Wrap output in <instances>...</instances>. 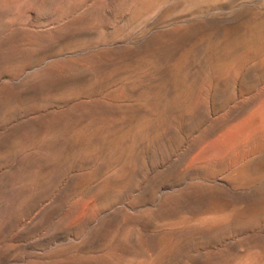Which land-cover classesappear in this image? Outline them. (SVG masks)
Returning <instances> with one entry per match:
<instances>
[{"label": "rangeland", "instance_id": "1", "mask_svg": "<svg viewBox=\"0 0 264 264\" xmlns=\"http://www.w3.org/2000/svg\"><path fill=\"white\" fill-rule=\"evenodd\" d=\"M252 26L259 31L253 33ZM2 38H16L23 48L26 42L37 41L27 46L33 51H28L26 72L45 70L46 76H51L49 79L54 82L55 86L48 94H43L44 98L40 94L27 96L22 99L24 102L21 100L29 112L40 114V110L46 109L54 114L85 101L102 104L119 98L122 105L115 109L118 115L80 116L73 118L72 125L78 128L94 120L104 129L111 123L122 128L133 126L131 138H135V143L127 151L131 171L128 180L113 188L119 190L116 201L126 205L125 212L112 218L98 217L90 225L84 224L82 238L76 239L61 255L62 260L80 256L79 259L93 257L98 264H116L120 259L123 262L117 264L137 261V264H231L239 255L238 250L245 247L254 250L261 242L264 244V0H0ZM53 75L57 77L55 81ZM123 100L128 103L124 105ZM126 113H131V118L118 125ZM40 118L41 121L47 119ZM139 120L145 129L137 126ZM27 137L29 140L23 149L49 138V129H40ZM94 148L93 158L75 157V161L70 162L76 177L70 189L64 192L67 205L92 193L93 184L104 171L91 177L87 175L109 153L97 145ZM131 163L133 168H130ZM239 164L249 167L243 187L255 195L248 202L223 193L227 189V177ZM214 201L218 202L217 207L211 209ZM247 205L252 209L247 218L232 220L210 234L193 230L194 223L203 216L223 215V211L230 213L240 207L246 209L243 206ZM182 220H186V224ZM157 229L172 231L169 230L172 245L159 250L150 244ZM3 231L1 237L11 229ZM228 240L235 244L230 247ZM44 241L29 240L26 245L22 242V252L41 251L51 245L50 240ZM137 249L141 252H136ZM11 253L0 264H21L26 259V255L17 258V252ZM212 254L219 255L218 259L207 257ZM138 256L141 259L146 256V259L139 260Z\"/></svg>", "mask_w": 264, "mask_h": 264}, {"label": "bare ground", "instance_id": "2", "mask_svg": "<svg viewBox=\"0 0 264 264\" xmlns=\"http://www.w3.org/2000/svg\"><path fill=\"white\" fill-rule=\"evenodd\" d=\"M25 31H26V29H25ZM251 31L253 33H257L259 31V29L252 26ZM46 36H49V35H46ZM20 39L22 40V38H20ZM17 41H18V39H16V38L15 39H12V38L0 39V262H2L9 253L17 252V255H18L17 258H19L20 256L24 257L26 255L25 261L21 264H98L99 262L98 263L95 262V259L93 257H87V258L79 259L80 258V256H79V258L75 257L72 260L64 261L61 259V255L63 253H65V251H67L69 248H71L72 245H74L73 242L76 239H78L80 236H82L83 231H84V229L82 227L84 224L90 225V223L98 217L112 218L115 215H118V214L125 212V206L126 205H124V203L119 204V202L116 201L118 194H119V190H115L113 188L116 187V185L120 184L121 182L124 183V181H126L127 177L129 176V172L131 171V170H129V165H128L129 161L127 160V155H130V154H127V151H130L132 148L130 146H132V144L135 143V138H131L133 126L129 124V125L125 126L124 128H122V127L112 126L113 123H111L112 124L111 126L104 129L103 127H99L100 125H97L94 120L93 121L90 120L91 122H89L88 124H85V125H81L78 128H75V124H74V126L72 125L73 118H79L80 116L86 117V118L87 117L93 118L95 116L100 117V116H104V115H107V116L115 115L116 114L115 109L118 107H121L122 104H120V101H118L119 98L114 99L113 97L112 98L114 100H111L110 102L106 101L102 104H99L98 102L95 103V102H90V101L86 102L85 101V102H82L81 103L82 105H80V106L74 107L75 105H73L72 108L70 107V108L64 109L62 111H58V109H57L58 112H54V114H49V111H47L46 109H42V108H41L42 110H40V114H36L37 112L36 113L29 112L27 107L24 108V106L22 104V101H23L22 99L27 97V96H32V95H40L41 94L43 96V94H48L50 92L54 82H52L49 79V77H51V76H49V77L46 76L47 72H45V70L42 71L41 73H38V72L27 73L26 72V70L28 68V59H29L28 58L29 57L28 47H31V45L37 44V41L35 42V41L30 40V41L26 42V44H23L25 46V48H23L22 44H18ZM18 42L20 43L21 41L19 40ZM32 51L33 50L31 49V52ZM34 53H37V52H34ZM155 54H156V52H155ZM169 56H170V54H169ZM85 60H87V59H85ZM71 61H69V62L71 63ZM78 61H80V60H77V62ZM81 61H83V60H81ZM146 61L148 62V60H146ZM69 65H71V64H69ZM88 65L90 66V64H88ZM98 65H99V63H98ZM61 66H62V64H61ZM73 66H77V65H73ZM73 66H71V67H73ZM80 66H82V65L80 64ZM85 66H86V64H85ZM141 66H142V64H141ZM40 67L41 66H39V68ZM39 68H37V69L39 70ZM67 68H68V66L66 67V69ZM74 68H77V67H74ZM90 68H91V66H90ZM93 68H94V66H93ZM43 69L44 68L42 67V70ZM57 69H59V68H57ZM81 69H80V71H82ZM86 69H87V67H86ZM86 69H84V70H86ZM60 70H62V69H60ZM95 71H96V69H95ZM132 71H133V69H132ZM69 72H70V69H69ZM77 72H79V70ZM87 72H89V71H87ZM74 73H76V72H74ZM98 73H99V71H98ZM65 74H67V73L65 72ZM68 74H70V73H68ZM71 74H72V72H71ZM91 74H92V72H91ZM51 75H52V73H51ZM58 76H60V75H58ZM53 77H55V76L53 75ZM56 78L57 77L54 78V81ZM97 78H100V77H97ZM66 79H68V78H66ZM60 82H61V80H60ZM95 82H93V83H95ZM96 85H98V84H96ZM110 86H112V85H110ZM121 86L122 85H120V87ZM91 88H92V86H91ZM73 91H74V89H73ZM167 91H168V89H167ZM174 91H176V90H174ZM119 93H120L119 95H121V92H119ZM143 93H144V90H143ZM73 94L76 95L75 93H73ZM189 94L190 93L188 92L187 95H189ZM53 95H54V93H53ZM109 95H110V93H109ZM138 95H139V93H138ZM57 96L59 97V95H57ZM61 97H62V95H61ZM109 97L111 98V96H109ZM109 97H107V98H109ZM121 97H122V95H121ZM38 98H40V97L38 96ZM43 98H44V96H43ZM58 99H57V101L55 100L56 103L58 102ZM69 101H70V99L68 100V102ZM184 101H185V99H184ZM125 102H127V101H125ZM125 102L123 100L124 105H125ZM142 103H144V102H142ZM145 104H147V103H145ZM42 105H44V104H42ZM53 105H55V104H53ZM130 105H132L131 102H130ZM139 106L142 107V104ZM60 107H61V105H60ZM136 107H138V106H136ZM140 107H139V109H140ZM37 108H35V109H37ZM57 108H59V106ZM127 108H126V110H127ZM39 109L40 108H38V110ZM144 109H145V107H144ZM60 110H61V108H60ZM117 111H119V110H117ZM121 111L123 112V110H121ZM158 112H160V111H158ZM118 114L119 113H117L116 115H118ZM126 114L127 115L124 114V116L122 118H120V120H121V122L119 120L120 123L117 121L119 123L118 125L126 122L127 120H129L131 118V113H126ZM121 115H123V114H121ZM40 117H45V118L47 117V119L46 120L42 119V121H41ZM145 117H143V118H145ZM163 117L164 116H162V118ZM96 118H98V117H96ZM96 118H95V120H97ZM104 118H105V116H104ZM110 119H112V117ZM116 119H119V118H116ZM132 119H134V118H132ZM81 120L82 119L80 118V121H78V122H81ZM110 121L111 120H109V122ZM139 121H137L138 122L137 126H139L140 128L143 129L144 124H143V122H141V121L139 122ZM86 122H88V121H86ZM98 122H99V118H98ZM156 123H159V122H156ZM99 124H101V123L99 122ZM73 127H74V129H73ZM163 127H164V125H163ZM134 128H135V126H134ZM150 128H151V126H150ZM40 129H49V138L45 139L44 141H42L40 143H36L32 146L29 145L30 147L23 149L22 147L27 145V143H25V142H28V141H26V140H29L27 136H29L30 134H33L36 131H39ZM160 135H162V133ZM148 137H150V136L148 135ZM151 141H152V139H151ZM151 141H150V143H151ZM126 143L128 145H125ZM142 144L143 143H141L140 145H142ZM95 145H97L98 148H102V150H103V148L106 149V151L109 150V153L107 154V157L105 159L101 160L100 162H98L95 169L87 175L88 176L90 175V177H91V175L93 176V174L97 175L102 170H104V171L101 174L100 178L98 180H96L95 184H93L94 186L92 187L93 188L92 193H90L89 195H86L84 197H79V199L77 201L67 205V203L64 201V196H65L64 192L66 190L70 189V186H72L73 181L76 177L75 176V169L70 162L72 159H74V161H75V157L80 158V159H82V158H84V159L93 158L95 155V148H94ZM97 156H98V154H97ZM123 157H124V159H123ZM132 158H133V156H132ZM132 163H131L130 168L132 167ZM157 165L159 166L160 164L158 163ZM186 165H188V164H186ZM88 168H87V170H88ZM248 168L249 167H247L246 165H240V164H239V166L232 168L233 172H231L230 176L227 177L228 179L225 182L227 189H224V191H223V193L225 195H227L229 198L243 200L244 202H248V199L251 196L255 195L254 193H251L249 190H246V188L243 187L244 182L247 180V177L249 175ZM252 172H253V170H252ZM257 172H256V174H257ZM226 174H224V175H226ZM145 178H146V176H145ZM149 178L150 177H148V179ZM91 179L92 178H90V180ZM126 183L124 186H126ZM136 186H138V185H136ZM77 197H78V195H77ZM262 198L263 197L261 196V200H262ZM250 201L251 200H249V202ZM217 203L214 201L211 204V209L217 207ZM241 203H243V202H241ZM226 204L228 206V203H226ZM233 204H234V202H233ZM127 205H129V204H127ZM243 207H245L246 209H241L242 207H240L239 208L240 210H239L236 207L238 209V211L233 210L230 213H226L228 211H223V212H225V213L222 212L223 215H211V216L208 215L209 217L203 216V218H201V219L199 218V220L197 219V222L194 223L193 230H196L197 233L210 234V233H214L219 227L226 225L227 223L231 222L232 220H236L238 218H247L249 215H251L252 209L249 208L248 205L243 206ZM129 209L127 207V210H129ZM223 209L226 210V208H223ZM130 211L132 212V210H130ZM205 212H203V213H205ZM211 213H212V211H211ZM133 214H134V212H133ZM144 214H146V213H144ZM180 215H181V213H180ZM149 216H151V215H149ZM182 216H183V214H182ZM187 216H188V214H187ZM135 217H137V216H135ZM143 217H145V216H143ZM150 218H148V219H150ZM179 218H178V220H179ZM139 219H140V217H139ZM148 219H147V221H148ZM183 219H184V216H183ZM116 220H117V218H116ZM153 220L154 219H152V221ZM174 220H175V217H174ZM185 221L186 220H184L183 223ZM158 222H159V220H158ZM166 222L164 221V223H166ZM179 222H180V220H179ZM181 224H182V222H181ZM184 224H186V223H184ZM102 226H103V224H102ZM138 226H139V224L137 225V228H138L137 231L139 232L140 229ZM160 226H162V225H160ZM180 227H183V226L181 225ZM169 228H171V225ZM5 229H11V231L6 236L1 237L2 234L5 233L3 231ZM99 229H101V228L99 227ZM169 230L163 231L162 229H160V230L156 231L154 234H152V238H150L151 239L150 244H153L159 250H163L166 247H169V244H171V241H172V239H171L172 237L169 236V234L172 231L170 230L171 232H169ZM140 235H141V233H140ZM136 236H135V238H137ZM145 237L147 238V236H145ZM24 238L26 239V241ZM80 238H82V237H80ZM103 239H104V237H103ZM143 239H144V236H143ZM29 240L30 241L33 240V242L34 241L41 242L44 240H50L51 243L50 242L49 243L51 245L49 244L50 245L49 247H46V248L42 249L41 251L40 250L39 251H37V250L31 251L30 250L31 251L30 252L28 250V252L25 254L24 252H22L24 250L21 249L23 247L22 242L27 243ZM141 240H142V238H141ZM145 240H147V239H145ZM126 242H127V240H126ZM250 242H251V240H250ZM26 243H25V245H26ZM146 243H147V241H146ZM234 244H235V242H233V241L229 242V240H228L227 245H229L231 247ZM262 244L263 243L261 242V246H259V247L256 246L257 248L254 250L248 249L246 247L238 250L239 255L236 257V259L231 264H264V244L263 245ZM191 245H193V244H191ZM220 245H221V243H220ZM137 246H139V245H137ZM74 248H73V250H74ZM142 248L143 247H141V249ZM228 249H229V247H228ZM125 251H127V250H125ZM137 251H138V249L136 250V252ZM138 252L139 253L141 252L140 249ZM70 253H71V251H70ZM230 253H228V254H230ZM72 254H74V253H72ZM87 256H91V255H87ZM123 256H122V259H123ZM168 256H169V254H168ZM202 256H204V255H202ZM218 256L219 255H217V254L207 255L208 258H213V259H218ZM15 257H16V254H15ZM71 257H73V255H71ZM108 257H110V256H108ZM125 257H126V255H125ZM194 257H196V255H194ZM231 257H233V256H231ZM24 258H22V259H24ZM131 258H132V256H131ZM138 258H139V256H138ZM144 258L146 259V256L143 257L142 259L139 258V260L140 259L144 260ZM230 258H229V260H230ZM234 258H235V255H234ZM14 259H16V258H14ZM20 259H18V260H20ZM153 259H154V257L152 258V260ZM232 259L233 258H231V260ZM133 260H134V258H133ZM112 261H114V260H111V262ZM119 261H121V259ZM109 262H110V260H109ZM121 262H123V260ZM131 262H132V260H131ZM137 262H139V261H137ZM137 262L135 264H137ZM107 263H108V261H107ZM114 263H116V262H114ZM152 263L153 262H151V264ZM3 264H4V262H3ZM130 264H133V263H130ZM203 264H204V262H203Z\"/></svg>", "mask_w": 264, "mask_h": 264}]
</instances>
